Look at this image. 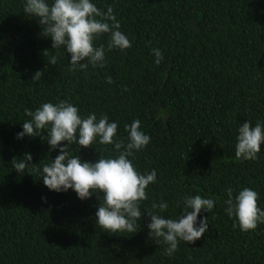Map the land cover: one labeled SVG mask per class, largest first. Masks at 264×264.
I'll list each match as a JSON object with an SVG mask.
<instances>
[{
    "label": "trees",
    "instance_id": "trees-1",
    "mask_svg": "<svg viewBox=\"0 0 264 264\" xmlns=\"http://www.w3.org/2000/svg\"><path fill=\"white\" fill-rule=\"evenodd\" d=\"M95 2L113 8L132 47L107 51L103 34L95 43L105 46V66L72 71L70 54L51 48L23 0H0V264H264V224L242 232L224 211L229 186L256 190L264 208V145L255 161L235 158L238 126L264 121V0ZM151 48L163 52L159 65ZM60 100L82 116L107 114L122 139L124 125L139 119L151 141L134 164L157 171L142 211H158L152 204L163 199V215L175 218L184 196L211 197L214 208L198 216H207L208 231L167 256L149 235L147 212L137 232L109 233L96 225V195L50 191L35 169L58 150L16 133L28 110ZM69 148L88 161L112 152L99 143ZM27 152L35 165L18 173L12 164Z\"/></svg>",
    "mask_w": 264,
    "mask_h": 264
},
{
    "label": "clouds",
    "instance_id": "clouds-1",
    "mask_svg": "<svg viewBox=\"0 0 264 264\" xmlns=\"http://www.w3.org/2000/svg\"><path fill=\"white\" fill-rule=\"evenodd\" d=\"M22 8L28 17L37 18L42 35L51 38L52 49L63 48L64 54H70L68 64L72 71L87 69L89 65L93 68L105 66V46L95 43L103 34H108L107 51L119 49L123 52L132 47V40L121 31L113 8L105 5L106 10H101L95 0H23ZM151 53L153 63L159 65L164 59L162 50L151 48ZM41 75L37 71L35 78ZM107 83H112L111 77L107 78ZM26 115L29 119L23 121L16 138L40 136L49 145V152L58 150L50 163H45L42 169H35L42 171L39 177L43 184L58 193L71 189L81 200L96 195L99 201L95 212L96 225L104 231L133 234L139 230V221L147 212L149 235L157 243L162 241L167 245L164 249L167 256L174 255L181 242L194 243L208 231L207 216L199 219L198 216L202 209L209 212L214 208L216 201L211 197L184 196L175 204L180 209L175 218L163 215L169 208L168 201L163 199L152 204V208L158 211H142L141 202L148 199L149 186L157 182V171L152 169L142 173L134 164L136 153L151 141L139 119L124 125L127 135L122 139L118 136L116 120H110L107 114L98 118L95 112L82 116L79 107L67 100L42 103L34 111L28 110ZM74 143L79 150L96 143L111 145L112 152L99 155L94 161L83 160L79 154L71 152L69 145ZM262 145L264 121L253 124L245 120L238 126L237 160L255 161ZM31 161L32 154L27 152L23 159L14 161L12 167L22 174L27 172L29 165H35L30 164ZM225 191L224 211L228 217L235 218L234 227L248 232L264 224V208L258 206L260 194L256 190L243 187L237 191L229 186Z\"/></svg>",
    "mask_w": 264,
    "mask_h": 264
}]
</instances>
